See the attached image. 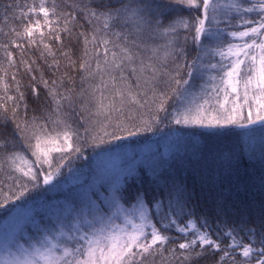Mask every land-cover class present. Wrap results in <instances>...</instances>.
<instances>
[{"label": "snow or ice", "instance_id": "obj_1", "mask_svg": "<svg viewBox=\"0 0 264 264\" xmlns=\"http://www.w3.org/2000/svg\"><path fill=\"white\" fill-rule=\"evenodd\" d=\"M69 7L71 11L58 15L55 4L49 9L45 0H40L29 12L43 14L48 32L37 20L22 33H15L17 39H26L39 51L38 60L53 73L60 71L62 60L66 61L63 76L51 81L44 79L36 60L19 61L24 72L41 73L38 83L47 90L51 106L43 117L29 119L27 115L25 95L16 79L20 67L13 54L7 52V67L0 65V170H11L7 178L11 184L0 181V208L21 200L41 183L51 184L64 167L71 171L70 165L83 155L85 146L98 148L125 136L152 132L164 121L211 129L259 123L264 129V0H118L115 7L103 0L99 4L95 0H74ZM174 10V18L169 19ZM185 11L188 16L182 15ZM193 12L198 15L193 16ZM250 14H254L251 19ZM50 15L57 16L56 27L51 26ZM78 18L88 22L90 32H75ZM233 28L243 30H230ZM74 33L78 42L83 40L78 68L64 43L65 38L71 41ZM228 40L240 42L226 44ZM189 43L197 49L191 60ZM217 56L220 61L212 63ZM13 69L10 85L8 75ZM71 69L83 73L81 82L87 84L78 93L64 87L72 82L67 71ZM206 75L207 80L196 92L195 81L205 80ZM96 80L98 83L93 84ZM32 81V90L38 96L35 75ZM239 88L243 89L242 103ZM10 90L15 95H8ZM230 95L234 98L226 107ZM78 98L84 102L82 112H87L89 105L94 107L88 112L91 119L81 117L86 125L82 132L68 122L64 112L65 105L73 107ZM198 99L209 104L211 110L196 104ZM211 99L216 103L211 104ZM126 104L136 105L142 114L135 118L126 115ZM9 121L11 131L7 130ZM20 143L31 151L34 160L15 150ZM145 195L138 192L129 211L121 204L124 193L116 190L110 210L94 207L82 222L77 219L67 230L62 224L54 235L45 230L38 232L39 238L35 234L6 237L0 264H145L149 256L167 250L165 246L173 240L168 232L173 228L184 239L178 244L179 252L176 246L170 250L169 264H196L207 249L222 253L217 264L232 258L234 249H240L243 258L255 253V264H264V222L259 232L243 221L231 226L218 221L220 231H214L207 218L197 226L189 207L191 193L174 178L157 181L151 200ZM137 213L139 222L133 218ZM185 216L189 219L181 224ZM121 217L123 222L117 223ZM62 236L66 239L61 240ZM245 237L248 241L242 242ZM225 238L230 242L222 247ZM253 241L259 246L254 247Z\"/></svg>", "mask_w": 264, "mask_h": 264}, {"label": "trees", "instance_id": "obj_2", "mask_svg": "<svg viewBox=\"0 0 264 264\" xmlns=\"http://www.w3.org/2000/svg\"><path fill=\"white\" fill-rule=\"evenodd\" d=\"M0 1L8 3V6L10 3L20 4L25 7L24 11L28 12L26 18H31L29 8L35 0ZM83 2L89 3V0H83ZM73 3L74 0H47L49 8H52L53 4L56 5L58 15L71 11L69 6ZM95 3L99 4L101 0H95ZM6 11L8 12V9ZM11 12L12 6L10 5L9 13ZM76 25L75 32L91 31L90 25L83 18H78ZM56 43L58 45V42ZM64 43L67 45L65 51H69L72 59L77 62V57L83 49L82 38L78 42L74 33L73 39L69 41L65 38ZM20 45L24 54L37 61L43 76L49 77L50 81L57 79L53 78L56 77L55 73L44 67L43 61L38 60L39 51L34 46H29L26 39H22ZM10 51L16 52V48L11 47ZM63 63L66 62L62 60L61 64ZM20 70L19 75L24 84L26 103H35L38 110H44L49 105V101L47 91L38 83L39 76L36 75H41V73L34 72L39 91L37 96L31 87L33 74ZM43 104L47 105L43 107ZM246 129L247 126L235 125L227 128L204 129L169 124L164 121L152 132L125 137L102 149L93 151L86 149L83 151V160L86 158L87 163H91V159L97 151H117L125 146L137 148L144 143L154 142L159 146V149L145 155L144 160L135 161L133 170L130 173H124L120 180H116L115 187H113V192L119 190L124 193L125 200H122L121 204L126 210L131 211L134 208L138 192L145 193V199L151 200L157 181L163 183L165 180L174 178L177 183L182 184L191 193L189 207L192 211V219L197 222V226L203 218H207L212 229L220 231L217 228L218 221L221 223L227 221L229 226L238 225L243 221L247 227H254L259 232L260 225L264 222V151L250 149L252 147L246 144ZM26 200L28 199L15 200L13 203L15 206H23L28 203ZM102 207L105 211L109 210V206L106 204L105 206L103 204ZM37 219L38 222L35 223V226L38 232L53 228L57 223L47 214L44 216V213ZM187 219L189 217L185 216L179 222L184 224ZM168 234L173 237V240L165 246L167 250L149 256L145 264H169L171 261L170 250L173 246H176L177 252H179L178 244L183 241L184 237L174 228L169 230ZM215 238L213 235V239ZM247 241L248 237H245L242 242ZM229 242V239L225 238L222 241V247L227 246ZM253 245L254 247L259 246L255 241H253ZM221 255V252L207 249L204 255L196 261V264H217ZM255 256L256 254L253 253L250 257L243 258L241 250L234 249L232 258L226 257L224 264H233V261L239 262L244 259L251 260L252 264H255Z\"/></svg>", "mask_w": 264, "mask_h": 264}, {"label": "rangeland", "instance_id": "obj_3", "mask_svg": "<svg viewBox=\"0 0 264 264\" xmlns=\"http://www.w3.org/2000/svg\"><path fill=\"white\" fill-rule=\"evenodd\" d=\"M33 2V1H31ZM40 0H35L34 3H31L30 8L38 6ZM106 3L110 6H118V0H106ZM8 3L0 1V65L7 67L8 60H7V52H11V47L16 48V57L13 55L14 61L17 62L19 65V61H32L29 56H26L22 53V47H16L17 44L20 45L22 39H17L16 32H23L24 28L31 25H34L37 20L40 21L39 27L45 32H48V27L45 23V19L43 14L37 15L36 13H30L31 18H26L27 13L24 11L25 7L19 6L17 4L10 3L12 6V12L9 13ZM17 6V7H16ZM45 6L49 8L47 4V0H45ZM18 8V9H17ZM29 8V9H30ZM8 9V12L6 11ZM51 9V8H49ZM20 11V13H18ZM182 15L188 16L189 13L187 11L183 12ZM193 16L198 15V13L193 12ZM175 10L173 11V16L169 17V19L174 18ZM254 14H250L249 18H253ZM57 18V16H49V21L51 22L52 27H56L53 22ZM167 23V21H165ZM233 23H238V21L234 20ZM16 28H15V25ZM223 26V25H221ZM91 28V26H90ZM233 31H242L243 28H233L230 29ZM15 41V43H13ZM239 43L240 41L236 40H228L225 43ZM59 44V42H58ZM5 46H7V51L5 50ZM89 49L91 50V45H89ZM188 52V60H191L197 52L195 46L189 43V47L187 49ZM12 53V52H11ZM82 53V52H81ZM81 58V54L77 57V68L78 63ZM101 59H103L101 55ZM220 57L217 56L212 63H217L220 61ZM183 62V61H181ZM208 61H205L207 63ZM20 69L23 70V65H19ZM92 67L95 68V61L92 62ZM59 71L60 73L55 72V76L60 78L63 76V72ZM11 71H9L8 75V83L12 85L11 81ZM21 71V70H20ZM2 74V73H0ZM34 75V73H31ZM215 75L219 76L222 73H214ZM36 75V74H35ZM83 73L71 69L69 71L68 76L71 78L72 82H66L64 87L65 88H74L75 92H79L81 87H87V84H82L81 76ZM39 76L40 75H36ZM17 81L21 84V91L24 92V84L20 79L19 72L16 77ZM45 80H49V77L44 76ZM207 80V75L205 76V80H201L197 78L195 81L196 88L194 89L196 92L200 91V85ZM39 81V78H38ZM93 84L98 83V80L92 81ZM134 83V80H133ZM211 82H209L210 84ZM40 86L47 91L43 84L40 83ZM222 87V85H221ZM210 90V89H209ZM241 92V100L239 101L242 103V93L243 89H238ZM2 95V93H0ZM8 95H15L14 90H10ZM212 97H215V93H212ZM234 97L230 95L228 97L229 104L226 107L231 106L232 99ZM220 101L224 100V94L221 93L219 97ZM84 102L77 99L75 105L69 108L67 105L64 107V112L67 113L68 122L73 125V127L78 128L81 132L83 131V127L86 125L84 121L81 119L82 116L91 119L92 117L88 116V112L94 111V107L92 105L88 106L87 112L81 111V105ZM196 104H204L203 99H198ZM211 104H215V99L210 100ZM8 104L11 105V101H8ZM47 104H43L45 107ZM48 107V108H47ZM44 110H38L35 103H27V115L29 119L32 116L43 117L45 115V110L50 109V103ZM204 109L206 111H210L209 104H204ZM247 109L245 108V114ZM125 113L133 118L142 114V110H140L136 105L133 104H126L125 105ZM264 114V113H261ZM11 115L9 111V116ZM253 115L255 116V109H253ZM24 116V105L20 107V117ZM122 118V117H119ZM185 126V125H183ZM257 126V127H256ZM188 127H199L196 125H189ZM12 124L11 121L8 122L7 130L11 131ZM202 128V127H200ZM204 129H211V128H204ZM146 133V132H144ZM142 134V133H141ZM140 135V134H139ZM126 137V136H125ZM112 143H116L115 141L107 144L100 145V147H92V146H85L83 151L86 149H102L104 147L110 146ZM246 144L250 145L252 148L250 149H257L264 151V129L261 128L260 124L257 123L255 125H248L246 129ZM45 146V145H42ZM46 147H51V145H47ZM159 149L154 142L144 143L140 147L131 148L129 146H125L116 150H103L97 151L94 157L91 159V163H87V159L83 160L84 155H82L79 159H74L72 164L70 165L71 171H69V167H64L61 170V174L54 177L53 181L49 185L40 184L39 188L33 190L25 195L22 199L26 200L28 203L23 206L14 205V201H11L9 204L5 205L4 207L0 208V253L3 252V241L6 237L12 236H19L21 234L28 235L35 234L37 238H39L38 230L35 226V223L38 222L37 217H40L42 213L47 214L51 217L56 223L55 227L48 228L47 231L51 234H55V231L58 230L61 225L63 224L65 230L67 227H71L73 222L79 219L81 222L84 219L86 213L90 212L94 207H101L108 205L109 210L112 203V193L113 187H115L116 180L122 177L124 173H130L133 170V163L138 160H144L143 157L148 155L151 152H155ZM18 152H22L24 156L29 160H34V157L31 155L30 150H26V145L20 143L18 147L15 149ZM83 160V161H82ZM19 163V162H18ZM23 166V165H21ZM126 173V174H127ZM11 175V170L5 168L0 170V181H4L6 185L11 184V181L8 180V176ZM119 176V177H118ZM5 192L8 191L7 186L5 187ZM137 222L138 220V213L136 216L133 217ZM88 219H91V216H88ZM123 217L117 221V223H122ZM81 226L83 224L81 223ZM50 229V230H49ZM46 230V229H45ZM87 230V229H85ZM61 240H65L66 237H60ZM74 246V245H69Z\"/></svg>", "mask_w": 264, "mask_h": 264}, {"label": "bare ground", "instance_id": "obj_4", "mask_svg": "<svg viewBox=\"0 0 264 264\" xmlns=\"http://www.w3.org/2000/svg\"><path fill=\"white\" fill-rule=\"evenodd\" d=\"M104 3H106V0L104 1ZM15 4L21 6V5L18 4V3H15ZM16 7H17V6H16ZM17 9H18V8H17ZM21 12H22V11L19 10L18 13L21 14ZM56 21H57V18H56V19L54 20V22H53L54 25L56 24ZM62 23H63V21L61 20V24H62ZM12 54L16 57V52H12ZM25 55H26V54H25ZM26 56H28V55H26ZM65 62H66V61H65ZM64 64H65V63L61 64L60 71H62L63 69H65ZM65 71H66V70H65ZM65 71H64V72H65ZM67 71H68V74H69V71H70V70H67ZM64 72H63V73H64ZM57 73H60V72L58 71ZM53 78H57V77H53Z\"/></svg>", "mask_w": 264, "mask_h": 264}]
</instances>
